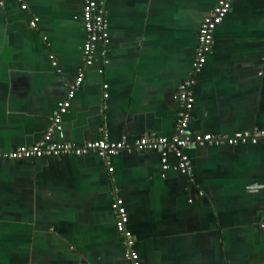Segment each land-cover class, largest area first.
<instances>
[{
    "label": "crops",
    "instance_id": "obj_1",
    "mask_svg": "<svg viewBox=\"0 0 264 264\" xmlns=\"http://www.w3.org/2000/svg\"><path fill=\"white\" fill-rule=\"evenodd\" d=\"M105 2L107 38L85 65L83 0H0V151L43 137L79 70L56 142L170 138L191 76L189 138L264 130V0L231 1L196 74L197 31L217 0ZM185 153L190 178L162 174L154 151L0 158V264H130L115 198L138 264H264V141Z\"/></svg>",
    "mask_w": 264,
    "mask_h": 264
},
{
    "label": "built area",
    "instance_id": "obj_2",
    "mask_svg": "<svg viewBox=\"0 0 264 264\" xmlns=\"http://www.w3.org/2000/svg\"><path fill=\"white\" fill-rule=\"evenodd\" d=\"M232 0H217L214 8L204 17L198 31L192 63V74L201 70L210 52L213 32L219 26L229 12ZM105 0H83L81 20L85 30L83 45L84 63L90 64L95 52V44L105 41L107 38L106 19L104 12ZM24 9L25 5H21ZM32 25L34 23L32 22ZM83 81V72L79 70L73 82L68 86L66 98L61 102L53 114L51 124L43 137L30 146H20L10 151H0V158L10 160H26L33 158H49L61 156H81L90 152L96 153L105 161L120 151L145 152L154 151L159 154L160 168L165 174L169 170L177 171L190 178V161L185 150L195 146H218L222 143L228 145L255 144L264 141V130L240 131L231 136H222L214 133H203L189 138L186 135L188 113L193 106L192 87L195 83L193 76L183 80L177 86V102L179 112L177 115L174 135L170 138L157 136H141L132 145H127L123 140L110 142L105 138L95 139L83 143L56 142L52 139V131L67 111L70 100L80 88ZM106 97V94H104ZM174 157L170 163L168 156ZM109 171L112 169L109 168ZM114 213V226L123 240L124 258L130 264H138V255L132 249L133 236L126 228L127 213L122 200L115 198L111 204Z\"/></svg>",
    "mask_w": 264,
    "mask_h": 264
},
{
    "label": "bare ground",
    "instance_id": "obj_3",
    "mask_svg": "<svg viewBox=\"0 0 264 264\" xmlns=\"http://www.w3.org/2000/svg\"><path fill=\"white\" fill-rule=\"evenodd\" d=\"M105 3H106V2H105ZM104 5H105V4H104ZM105 7H106V5H105ZM105 7H104V8H105ZM105 14H106V13H105ZM105 18H106V17H105ZM106 24H107V23H106ZM98 43H99V42H98ZM106 46H107V45H106ZM101 48H102V47H101ZM103 49H104V47H103ZM101 51H102V50H101ZM104 51H105V50H104ZM85 65H86V64H85ZM195 83H196V82H195Z\"/></svg>",
    "mask_w": 264,
    "mask_h": 264
}]
</instances>
